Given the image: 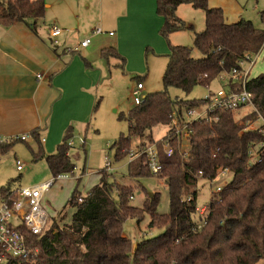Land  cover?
I'll list each match as a JSON object with an SVG mask.
<instances>
[{
  "label": "trees",
  "instance_id": "1",
  "mask_svg": "<svg viewBox=\"0 0 264 264\" xmlns=\"http://www.w3.org/2000/svg\"><path fill=\"white\" fill-rule=\"evenodd\" d=\"M4 3V2H0ZM182 4H190L205 13L206 27L195 33L194 49L173 45L163 74L164 89L145 94L140 104L132 106L120 118L127 120L128 135L121 134L112 148L117 161L129 157L131 142L137 138L135 151L156 143L162 164L159 176H165L169 188L170 210L159 213L158 193L144 202L142 207L132 205L131 186L110 179L107 167L99 172L100 180L86 194L75 190L68 204L75 208L71 222L54 220L43 233L35 235L25 227L29 244L39 250L30 261L9 259L6 264H261L264 260V153L260 161H251L249 147L263 140L257 130L243 131V124L234 112L217 110V121H196L189 145L190 157L185 159L179 143L173 141L175 153L168 157L164 151L165 135L153 138L158 125L169 126L170 115L200 104V99L172 98L169 90L178 88L190 93L196 86H209L223 72L240 67L247 53H260L264 47V28H258L245 18L227 22L224 10L211 7L209 0H157V12L164 18L160 32L164 36L186 27L176 15ZM4 5V4H3ZM45 0H8L0 7V22L11 26L25 22L37 32L35 23L45 17ZM264 21V11L261 12ZM125 59L112 47L104 48L102 56L109 60ZM134 78H139L136 76ZM141 81V80H140ZM142 82V81H141ZM240 91L241 82L230 84ZM248 91L254 95V105L264 114V73L248 78ZM254 113L242 117L253 118ZM40 140L38 130L31 134ZM68 135L54 153L46 154L42 145L35 148L27 141L0 139V156L8 154L17 142L28 145L33 160L45 159L55 181L76 167L72 161ZM41 141V140H40ZM133 177L154 175L144 158L129 162ZM222 168H228L230 179L221 191L206 205V215L197 211L198 187L203 179H215ZM202 171V174H199ZM12 179L0 191V199L13 192ZM54 181V183H55ZM53 183V184H54ZM81 199V200H80ZM64 212V211H63ZM60 211L61 218L63 213ZM150 214L149 228H162L163 232L139 241L137 250L123 232V223L129 217L139 221ZM57 214V211L54 215ZM141 214V215H140ZM51 219V218H50ZM202 221V226L198 224Z\"/></svg>",
  "mask_w": 264,
  "mask_h": 264
},
{
  "label": "rangeland",
  "instance_id": "2",
  "mask_svg": "<svg viewBox=\"0 0 264 264\" xmlns=\"http://www.w3.org/2000/svg\"><path fill=\"white\" fill-rule=\"evenodd\" d=\"M2 1L6 3L8 0ZM48 1L65 3L67 9L81 3V27H74L75 32L81 33V37H90V41H111L108 32L103 31L100 34H95L94 29H90L91 26H98V3H103V1L45 0V3H48ZM86 3L92 4L87 6ZM209 5L222 8L227 20L245 18L251 20L256 27L264 28V21L261 18V12L264 11V0H209ZM58 10L59 8L54 7L52 11ZM62 11L65 12L66 8H63ZM176 15L182 19L186 27L170 33L167 37L160 32V29L156 31L154 23L149 20L133 22L131 49H133L134 58H131L130 64L133 71L127 69L126 65L125 69L113 66L106 68L101 84L104 82L105 77L108 78L106 80H109L110 83L107 85L103 98L98 104L99 112L97 111L96 125H91L85 134L81 136L76 134L71 139L74 144L70 154L76 167L72 172H66L67 176L65 178L55 181L43 197L44 206L47 210H51L50 213L48 211L51 221L59 219V221L71 222L75 208L68 204V201L72 193L77 190L81 194H86L90 188L96 185L100 180L99 172L106 167L107 161L112 162V170H110L112 177L110 176V179L131 186L133 198H130V201L132 205L142 207L148 196L152 198L155 193H158V212L162 214L169 212V188L165 176L159 177L151 174L138 177L131 176L129 159L125 158L117 161L112 146L121 134L128 135V122L119 116L121 113L126 114L135 105L132 90L137 82L140 80L143 82L144 90L142 94L144 95L164 89L163 74L168 64L171 47L173 45L187 46L194 49L196 57L201 55L194 44L195 33L203 31L206 27L204 11L194 8L190 4H182L176 10ZM45 19L48 20V14ZM38 25L44 28L46 22H43L42 19ZM112 30L115 34L116 30ZM75 36L73 35V37ZM55 39L59 43V40ZM68 44L64 47V50L68 53H76L81 49L80 43L78 46H71L70 42ZM254 60L255 64L249 78L264 73V47L260 51L259 57L257 59L254 57ZM245 68H250V63H245ZM136 76H139V78H134ZM224 84L222 78L218 77L209 86L198 85L190 93H185L178 88H171L169 93L172 98L201 99L207 96L210 90L215 92L223 89L227 90ZM102 90L100 88V92ZM250 110L251 107L246 106L236 113V116H244ZM168 128L166 125H157L153 130V138L155 140L161 139L167 133ZM29 144H32V142H29ZM137 144V138H133L131 149L135 150ZM16 160H20L24 164L22 171L17 170ZM0 167L6 174V182L17 179L12 185L13 190L19 187L38 186L54 178L45 160L34 161L28 145L24 142H17L11 152L0 157ZM197 196V206L207 205L210 200L209 185L200 181ZM55 210L57 214L52 215L55 214L52 213ZM60 211H64L62 213L63 219L61 214L59 215ZM149 221L150 214L145 213L140 221L137 218L129 217L123 223V232L133 242L132 249L137 250L140 240L155 237L163 232L162 228H149ZM261 264H264V260Z\"/></svg>",
  "mask_w": 264,
  "mask_h": 264
},
{
  "label": "crops",
  "instance_id": "3",
  "mask_svg": "<svg viewBox=\"0 0 264 264\" xmlns=\"http://www.w3.org/2000/svg\"><path fill=\"white\" fill-rule=\"evenodd\" d=\"M101 1L97 25L108 32L111 41L92 40L87 46H80L76 53H68L64 47L69 42L71 46H78L88 38L74 30L76 26L81 27V3L67 9L65 3L48 1L45 14V17L48 14V20L43 17L36 21L37 32L25 22H15L8 27L0 22V137L32 134L38 130L41 141L32 136L27 143L32 142L30 145L35 148L39 143L43 151L50 154L56 152V146L66 136H81L91 125H96L98 104L110 83L105 77L101 84L106 68L125 69L118 57L103 58L102 50L112 47L124 57L127 69L131 70L133 22L149 20L156 31L164 23L163 16L157 12V0ZM5 4L0 3V7ZM91 4L86 3L87 6ZM54 7L59 10L53 12ZM63 8H66L65 12ZM42 19L46 22L44 28L38 25ZM53 27L60 29L59 35H51ZM112 29L116 33L111 35ZM55 38L59 43H54ZM100 88L103 89L101 92ZM5 175L0 167V191L11 181L6 182Z\"/></svg>",
  "mask_w": 264,
  "mask_h": 264
},
{
  "label": "built area",
  "instance_id": "4",
  "mask_svg": "<svg viewBox=\"0 0 264 264\" xmlns=\"http://www.w3.org/2000/svg\"><path fill=\"white\" fill-rule=\"evenodd\" d=\"M95 34L103 32V28L98 26L94 28ZM52 36H57L60 29L53 27L50 31ZM111 35L113 32H109ZM57 44V40H54ZM90 43V38L80 42L81 47H85ZM71 51V49H70ZM259 53H247L245 59L240 62L239 68H234L230 71L223 72L219 77L225 82L223 89L219 92L209 91L208 95L200 99V104L195 107L184 110L180 113L174 109L170 115L171 123L168 126L167 139L164 143V151L168 157L175 153V148L171 144L173 141L179 143L181 154L185 159H189V145L193 128L191 124L196 121H217L219 116L215 113L217 110H226L235 114L241 111L244 107L250 106L251 110L247 116L254 113L253 118L240 119L243 124V131L257 130L263 136V140L257 141L250 145L249 156L251 161H260L261 155L264 153V114L261 113L254 105V95L246 88L247 79L249 78L250 70L255 64L254 57L258 58ZM250 63V68H245V63ZM41 78L42 75L38 74ZM236 81L241 82L242 90L236 91L231 87V83ZM144 84L138 81L132 90L134 103L140 104L144 99ZM243 116V117H244ZM32 138L30 133L12 135L10 137H0L1 141L10 142L13 140L27 141ZM44 141V139H43ZM69 144L73 145V141L69 140ZM137 158H144L145 164L149 166L154 175L161 173L162 164L159 157V150L156 143L142 147L140 150H131L129 153V162ZM106 167L108 171L112 170V162L107 161ZM23 163L17 160V169L22 171ZM202 174V171H199ZM67 175L61 174L57 177L63 179ZM230 171L228 168L219 170L215 179H203L210 187V198L219 193L225 183L230 179ZM55 179L44 182L34 187H19L13 192L0 199V264L8 263L9 259H20L30 261L38 256L39 250L29 244L25 232L21 227H25L28 231L35 235L43 233L50 222L48 210L44 206L43 197L49 188L53 185ZM133 198V196L131 197ZM81 200V199H80ZM197 211L201 215H206L208 208L206 205L197 206ZM198 224L200 228L202 221Z\"/></svg>",
  "mask_w": 264,
  "mask_h": 264
},
{
  "label": "water",
  "instance_id": "5",
  "mask_svg": "<svg viewBox=\"0 0 264 264\" xmlns=\"http://www.w3.org/2000/svg\"><path fill=\"white\" fill-rule=\"evenodd\" d=\"M151 196H153V194H151ZM136 246V245H135Z\"/></svg>",
  "mask_w": 264,
  "mask_h": 264
}]
</instances>
